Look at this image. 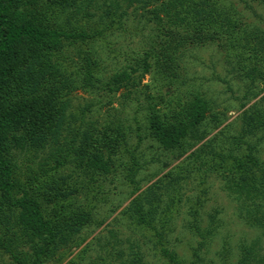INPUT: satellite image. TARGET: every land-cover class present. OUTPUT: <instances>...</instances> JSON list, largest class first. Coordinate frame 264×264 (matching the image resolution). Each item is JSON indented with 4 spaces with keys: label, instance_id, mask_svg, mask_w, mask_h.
<instances>
[{
    "label": "trees",
    "instance_id": "trees-1",
    "mask_svg": "<svg viewBox=\"0 0 264 264\" xmlns=\"http://www.w3.org/2000/svg\"><path fill=\"white\" fill-rule=\"evenodd\" d=\"M136 1L149 15L147 46L132 63L106 76L95 44L103 45L106 34L121 27L118 0L103 7L98 19L89 11L94 0H0V264L60 261L84 240H79L83 230L102 223L96 213L106 201L104 187L118 177L130 190L121 215L148 234L164 264H201L199 252L213 231L197 223L199 198L189 224L199 240L189 258L167 247L166 219L174 201L162 208L158 189L178 181L181 168L141 185L143 127L164 150L178 156L192 150L188 158L225 180L246 223L261 232L239 246L232 264H263L264 160L249 140L257 132L264 136V106H259L264 96L245 107L257 96V84L264 90V28L229 0ZM208 43L247 80L237 133L229 136L228 147L206 139L203 122L209 115L217 121L214 100L186 85L183 74L184 51ZM146 74L159 88L147 95L145 125L135 119L133 129L118 107L96 122L86 119L92 104L72 110L71 95L78 90L124 89L128 96ZM129 246L123 264H144L140 246ZM121 255L122 250L115 253Z\"/></svg>",
    "mask_w": 264,
    "mask_h": 264
},
{
    "label": "rangeland",
    "instance_id": "rangeland-1",
    "mask_svg": "<svg viewBox=\"0 0 264 264\" xmlns=\"http://www.w3.org/2000/svg\"><path fill=\"white\" fill-rule=\"evenodd\" d=\"M110 1L94 0L93 7L89 9L94 19H98L102 8L108 6ZM229 1L242 8L246 17L264 28V3L248 0L249 6H246L240 0ZM118 2L121 27L118 29L114 27V31L107 33L105 37L107 42L103 45L95 44V52L103 63L105 70L103 74L106 76L132 63L134 57L141 55L142 49L147 46V34L151 29L147 11L138 7L140 2L136 0ZM182 65L186 85L201 90L214 100L212 112L216 113L217 121L211 120L209 115L203 122L202 129L208 132L206 139L212 140L213 144L228 147L229 136L237 133V117L241 112L239 102L246 92L247 80L238 75L237 71L231 70L215 44L188 47L184 51ZM158 88L159 83L151 81L150 74H146L141 79L138 91L128 96L124 89L116 93H107L104 90L98 92L78 90L71 95L72 110L85 104H92L86 119L96 122L102 120L112 107H118L121 116L135 129V119L145 125L149 102L147 95L155 94ZM261 88L262 85L257 84L254 90L259 92L254 98L248 96L250 98L245 108L260 102V98L264 96V90L261 91ZM261 105L264 106V101L259 106ZM226 123H230L227 129L224 128ZM141 132L144 136L140 147L144 165L138 178L141 179L142 186L149 185L177 165L181 168L179 175L176 174L178 181L171 183L165 181L158 189L161 193L162 208L170 204L169 199L174 201L170 205L166 219L167 247L183 259L189 258L190 248L199 240L189 225L192 220L190 212L199 198L201 203L198 206L197 223L202 230L211 227L213 231V234L206 236L207 244L199 252L203 259L201 264L235 262L239 256V246L250 243L261 236V232L260 229L246 223L244 213L239 210L235 197L224 186L225 180L215 172L199 167L197 160L188 158L187 154L192 150L181 156L175 155L146 137L145 127L141 128ZM133 138L132 140L135 139ZM249 141L255 143L257 155L264 160L263 133L251 135ZM121 181V177H118L110 185L106 183L107 186L104 187L107 193L106 201L100 204L96 213L97 220H102V223L83 230L79 240H84L79 245L71 247L60 261L52 260L46 264H65L70 258L74 259L72 264H123L130 258L129 244H133V248L140 246L136 249L143 256L144 264H164L165 260L158 249L148 241V234L133 228L121 215L130 198L129 187L121 184ZM261 241L259 254L263 257L264 264V239ZM119 250H122V255L116 258L115 253L117 254Z\"/></svg>",
    "mask_w": 264,
    "mask_h": 264
}]
</instances>
